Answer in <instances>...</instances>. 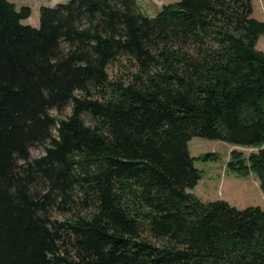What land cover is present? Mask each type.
<instances>
[{"label":"trees","instance_id":"16d2710c","mask_svg":"<svg viewBox=\"0 0 264 264\" xmlns=\"http://www.w3.org/2000/svg\"><path fill=\"white\" fill-rule=\"evenodd\" d=\"M136 1L42 5L32 27L0 0V264H264V208L190 193L187 147H255L226 167L264 196V21L252 0Z\"/></svg>","mask_w":264,"mask_h":264},{"label":"rangeland","instance_id":"374dc122","mask_svg":"<svg viewBox=\"0 0 264 264\" xmlns=\"http://www.w3.org/2000/svg\"><path fill=\"white\" fill-rule=\"evenodd\" d=\"M10 1V0H9ZM15 2V8L19 11L22 5L31 8V14L27 19L21 21L22 24L39 26V8L40 6L55 7L59 3H67L68 0H11ZM70 1V0H69ZM175 0H137V9L146 16L153 17L157 10L163 4H169ZM253 16L264 21V0H252ZM256 48L264 51V34L260 35L256 42ZM110 74L113 72L109 70ZM52 115L63 117L70 112L67 108L62 114L50 110ZM85 122L89 123V118L83 116ZM55 130L53 129V133ZM187 147L190 155L193 157L195 168L202 172L201 178L193 188L188 189L190 193L195 194L203 201H214L222 199L228 204L242 209L247 206H260L264 208V196L260 188V181L254 172H249L246 176H238L229 171L226 167L230 152L238 150L244 156L255 151V147L228 143L222 140L207 139L199 136H193L188 142ZM43 146L34 144L29 147L31 158L38 157L44 153ZM213 154L212 159L204 160L202 154ZM21 163L22 160H19ZM53 217H63L57 211L52 210Z\"/></svg>","mask_w":264,"mask_h":264},{"label":"crops","instance_id":"0c3cea01","mask_svg":"<svg viewBox=\"0 0 264 264\" xmlns=\"http://www.w3.org/2000/svg\"><path fill=\"white\" fill-rule=\"evenodd\" d=\"M11 1V0H10ZM176 1V0H175ZM11 2H13V1H11ZM13 3H15V2H13ZM158 11V10H157ZM260 37V36H259Z\"/></svg>","mask_w":264,"mask_h":264}]
</instances>
